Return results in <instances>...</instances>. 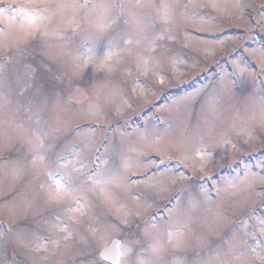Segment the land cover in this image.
Masks as SVG:
<instances>
[{
  "label": "rangeland",
  "instance_id": "1",
  "mask_svg": "<svg viewBox=\"0 0 264 264\" xmlns=\"http://www.w3.org/2000/svg\"><path fill=\"white\" fill-rule=\"evenodd\" d=\"M0 224V264H264V0H0Z\"/></svg>",
  "mask_w": 264,
  "mask_h": 264
},
{
  "label": "water",
  "instance_id": "2",
  "mask_svg": "<svg viewBox=\"0 0 264 264\" xmlns=\"http://www.w3.org/2000/svg\"><path fill=\"white\" fill-rule=\"evenodd\" d=\"M118 246L119 242L115 241L109 248L105 249L101 254L102 259L112 264H118L120 256Z\"/></svg>",
  "mask_w": 264,
  "mask_h": 264
},
{
  "label": "snow or ice",
  "instance_id": "3",
  "mask_svg": "<svg viewBox=\"0 0 264 264\" xmlns=\"http://www.w3.org/2000/svg\"><path fill=\"white\" fill-rule=\"evenodd\" d=\"M92 7H95V5H92ZM111 51H112V46L110 45L109 48L107 49V54L110 55V54H111ZM89 54H90L89 52H86V53H85V55H89ZM99 58H100V57H97V59H99ZM151 162H154V161H151ZM167 167H169V165H168L167 163H165V164H164V168H167ZM164 168H160V169H158L157 171H158V172H162V171L164 170ZM156 174H157V173L154 172V173H150L149 175H156ZM145 178H147V177H145ZM86 179H87V178H86ZM225 191H226V189H225ZM260 243L264 244V240H261Z\"/></svg>",
  "mask_w": 264,
  "mask_h": 264
},
{
  "label": "trees",
  "instance_id": "4",
  "mask_svg": "<svg viewBox=\"0 0 264 264\" xmlns=\"http://www.w3.org/2000/svg\"><path fill=\"white\" fill-rule=\"evenodd\" d=\"M40 75H42V74H40ZM43 76V75H42ZM44 78V77H43ZM47 78H49L48 76H46V80H47ZM53 79V78H52ZM47 82V81H46ZM50 84V83H49Z\"/></svg>",
  "mask_w": 264,
  "mask_h": 264
}]
</instances>
